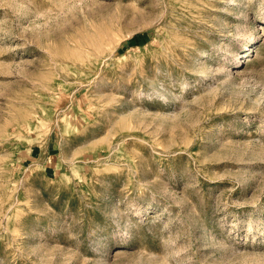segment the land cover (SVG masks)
Here are the masks:
<instances>
[{
    "label": "rangeland",
    "instance_id": "374dc122",
    "mask_svg": "<svg viewBox=\"0 0 264 264\" xmlns=\"http://www.w3.org/2000/svg\"><path fill=\"white\" fill-rule=\"evenodd\" d=\"M0 264H264V0H0Z\"/></svg>",
    "mask_w": 264,
    "mask_h": 264
}]
</instances>
